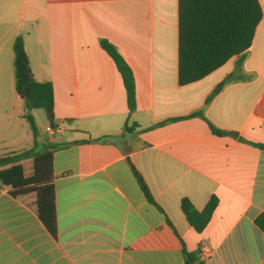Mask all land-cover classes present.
I'll use <instances>...</instances> for the list:
<instances>
[{
  "label": "crops",
  "instance_id": "0c3cea01",
  "mask_svg": "<svg viewBox=\"0 0 264 264\" xmlns=\"http://www.w3.org/2000/svg\"><path fill=\"white\" fill-rule=\"evenodd\" d=\"M257 2L250 47L180 85L178 0H0V156L47 146L42 179L53 187L55 219L52 233L38 216L35 185L21 182L34 175L33 157L1 165L0 264H187L185 252L195 264H264L255 224L264 214V149L254 145L264 144ZM18 36L34 78L53 86L55 131L46 121L45 137L30 131L14 89ZM100 40L132 72L131 113ZM197 111L206 120L188 117ZM207 121L243 141L212 134ZM211 196L217 205L197 233L181 201L200 211Z\"/></svg>",
  "mask_w": 264,
  "mask_h": 264
},
{
  "label": "trees",
  "instance_id": "16d2710c",
  "mask_svg": "<svg viewBox=\"0 0 264 264\" xmlns=\"http://www.w3.org/2000/svg\"><path fill=\"white\" fill-rule=\"evenodd\" d=\"M261 15L257 0H178V83L184 85L197 81L221 66L230 57L248 49ZM100 47L112 59L120 73L128 111L131 113L135 108L132 72L112 44L106 40H100ZM13 55L14 89L25 108L30 110V113L24 116L30 131L34 135L38 134L36 122L31 113L37 109L44 111L49 128L55 130L53 86L50 82H39L34 78L21 36L16 37L13 42ZM235 75V72L229 74L218 83L207 96L206 104L226 84L233 81ZM192 116L205 119L202 111L194 112L188 117ZM177 119L180 118L171 120ZM207 123L214 135H228L243 141L236 133L219 130L208 121ZM124 129L129 130L126 123ZM254 145L264 149V144ZM46 149L47 146L39 151L28 149L0 156V166L25 157H33L34 175L21 182L23 185H35L32 191L36 194L38 216L53 233L55 223L53 187L50 181L42 179L43 172L46 168L49 169L51 164V155ZM216 205V197L211 196L204 208L198 211L187 199H183L180 209L188 225L195 232L200 233L208 224ZM255 224L264 232V214H260L255 219ZM185 258L187 264H195V259L186 252Z\"/></svg>",
  "mask_w": 264,
  "mask_h": 264
},
{
  "label": "rangeland",
  "instance_id": "374dc122",
  "mask_svg": "<svg viewBox=\"0 0 264 264\" xmlns=\"http://www.w3.org/2000/svg\"><path fill=\"white\" fill-rule=\"evenodd\" d=\"M26 112H27V109H26ZM31 113L33 117L35 118L38 134L41 137H45L42 131V126L46 124L44 111L41 109H37V110H33Z\"/></svg>",
  "mask_w": 264,
  "mask_h": 264
},
{
  "label": "built area",
  "instance_id": "2783aa9c",
  "mask_svg": "<svg viewBox=\"0 0 264 264\" xmlns=\"http://www.w3.org/2000/svg\"><path fill=\"white\" fill-rule=\"evenodd\" d=\"M51 131H53V130L51 129ZM200 253H201V256H206L208 254V249L205 246H202L200 248Z\"/></svg>",
  "mask_w": 264,
  "mask_h": 264
},
{
  "label": "water",
  "instance_id": "95a60500",
  "mask_svg": "<svg viewBox=\"0 0 264 264\" xmlns=\"http://www.w3.org/2000/svg\"><path fill=\"white\" fill-rule=\"evenodd\" d=\"M27 113H30V110L27 109Z\"/></svg>",
  "mask_w": 264,
  "mask_h": 264
}]
</instances>
